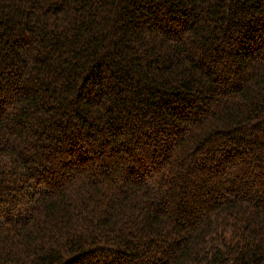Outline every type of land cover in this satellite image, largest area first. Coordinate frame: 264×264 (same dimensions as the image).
Segmentation results:
<instances>
[{
	"label": "trees",
	"instance_id": "obj_1",
	"mask_svg": "<svg viewBox=\"0 0 264 264\" xmlns=\"http://www.w3.org/2000/svg\"><path fill=\"white\" fill-rule=\"evenodd\" d=\"M0 264H264V0H0Z\"/></svg>",
	"mask_w": 264,
	"mask_h": 264
}]
</instances>
